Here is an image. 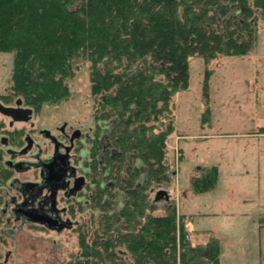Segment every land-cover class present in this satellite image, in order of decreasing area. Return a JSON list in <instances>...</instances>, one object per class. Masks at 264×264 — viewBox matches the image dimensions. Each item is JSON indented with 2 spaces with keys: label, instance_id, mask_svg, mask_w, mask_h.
<instances>
[{
  "label": "trees",
  "instance_id": "1",
  "mask_svg": "<svg viewBox=\"0 0 264 264\" xmlns=\"http://www.w3.org/2000/svg\"><path fill=\"white\" fill-rule=\"evenodd\" d=\"M260 17L264 0H0V51L13 53V94L0 96L4 102L14 96L38 110L66 97L77 61L90 62L102 115L91 141L87 204L71 209L78 253L70 264H219L218 239H186L174 203L165 197L155 214L150 191L169 181L171 104L189 85L190 60L247 54ZM1 134L22 142L20 130L0 121V190L11 176ZM210 181L205 174L191 183L202 192ZM5 203L0 192V224Z\"/></svg>",
  "mask_w": 264,
  "mask_h": 264
},
{
  "label": "rangeland",
  "instance_id": "2",
  "mask_svg": "<svg viewBox=\"0 0 264 264\" xmlns=\"http://www.w3.org/2000/svg\"><path fill=\"white\" fill-rule=\"evenodd\" d=\"M256 31L255 46L245 55H221L209 63L190 60L189 85L174 94L171 104L174 127L165 141L169 181L153 185L150 191L153 197L159 190L167 193L176 208L177 224L189 230L186 239L203 241L210 235L218 239L219 264H264L263 17L258 18ZM89 65L77 61L73 74L65 79L67 96L43 102L38 110L31 108L28 122L14 121L9 127V118L1 113L0 121L22 134L35 127V138L38 129L53 134L59 125L93 127L102 110L91 90ZM12 67L13 53L0 51V96L13 94ZM206 73L207 91L203 90ZM16 100L0 98V103L16 105ZM103 127L105 142L106 124ZM212 166L217 167L216 179ZM205 174L210 186L195 191L192 179ZM5 189L0 192L8 200V192L13 191ZM164 198L159 194L155 200V214L163 212ZM2 208L6 220L0 224V264L72 263V255L78 253L74 225L44 228L16 219L6 203ZM77 219H71L73 224ZM176 234L178 240L179 230ZM120 259L131 260L128 254Z\"/></svg>",
  "mask_w": 264,
  "mask_h": 264
},
{
  "label": "flooded vegetation",
  "instance_id": "3",
  "mask_svg": "<svg viewBox=\"0 0 264 264\" xmlns=\"http://www.w3.org/2000/svg\"><path fill=\"white\" fill-rule=\"evenodd\" d=\"M20 106L27 107L22 102ZM7 117L9 127L13 128L12 117ZM81 127L67 128L66 124L59 125L55 126L56 133L53 134L38 129L39 136L36 138L32 136L35 127H31L22 130L21 143L1 134L3 162L11 171L5 191H13L11 194L8 192L6 205L10 206L16 219L56 230L73 225L71 219L78 215L71 213L72 207L87 204L91 141L95 131V125L87 130ZM26 213L48 218V221H34ZM49 222L55 224L50 226Z\"/></svg>",
  "mask_w": 264,
  "mask_h": 264
},
{
  "label": "water",
  "instance_id": "4",
  "mask_svg": "<svg viewBox=\"0 0 264 264\" xmlns=\"http://www.w3.org/2000/svg\"><path fill=\"white\" fill-rule=\"evenodd\" d=\"M21 105V100L17 99L16 100V106L11 107V106H5L0 103V113L5 115V116H10L12 117L13 121H28L31 118L32 115V109L31 108H23L20 106ZM46 134L49 133V131L45 130L44 131ZM159 194H164L165 197H167V193L164 190H160L156 192V199L159 196ZM29 217H32L34 221H48V218L41 217V216H34L32 213H26ZM55 222V221H54ZM52 222V224H55ZM50 226L52 225L51 222H49Z\"/></svg>",
  "mask_w": 264,
  "mask_h": 264
}]
</instances>
